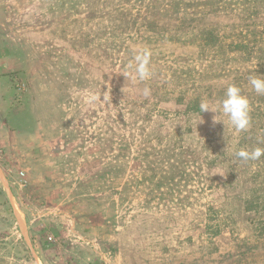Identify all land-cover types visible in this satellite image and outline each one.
<instances>
[{
	"label": "rangeland",
	"instance_id": "1",
	"mask_svg": "<svg viewBox=\"0 0 264 264\" xmlns=\"http://www.w3.org/2000/svg\"><path fill=\"white\" fill-rule=\"evenodd\" d=\"M254 75L264 0H0V264H264Z\"/></svg>",
	"mask_w": 264,
	"mask_h": 264
},
{
	"label": "clouds",
	"instance_id": "2",
	"mask_svg": "<svg viewBox=\"0 0 264 264\" xmlns=\"http://www.w3.org/2000/svg\"><path fill=\"white\" fill-rule=\"evenodd\" d=\"M134 71L140 80H144L150 76V53L147 50L139 51L133 58ZM133 68V64H129ZM249 83L252 89L258 95H264V78L259 75L249 77ZM145 97L150 95V90H143ZM211 111L215 116L219 113L226 117L228 123L236 132H243L251 126L250 102L247 96L243 95L241 89L235 84H228L223 97L214 105H210L207 101H201L199 104V112ZM215 122H223L222 120H214ZM224 124V123H223ZM235 155L242 161L258 160L264 156V149L256 147L251 151L238 150Z\"/></svg>",
	"mask_w": 264,
	"mask_h": 264
}]
</instances>
